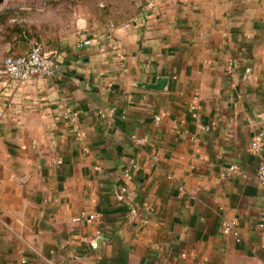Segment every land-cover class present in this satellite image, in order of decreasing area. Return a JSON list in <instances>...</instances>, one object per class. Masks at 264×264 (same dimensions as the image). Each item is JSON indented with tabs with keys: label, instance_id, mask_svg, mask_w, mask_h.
Listing matches in <instances>:
<instances>
[{
	"label": "crops",
	"instance_id": "crops-1",
	"mask_svg": "<svg viewBox=\"0 0 264 264\" xmlns=\"http://www.w3.org/2000/svg\"><path fill=\"white\" fill-rule=\"evenodd\" d=\"M96 33L56 77H0V264H264V0Z\"/></svg>",
	"mask_w": 264,
	"mask_h": 264
},
{
	"label": "rangeland",
	"instance_id": "rangeland-1",
	"mask_svg": "<svg viewBox=\"0 0 264 264\" xmlns=\"http://www.w3.org/2000/svg\"><path fill=\"white\" fill-rule=\"evenodd\" d=\"M146 0H0V66L13 51L43 43L47 52L132 21Z\"/></svg>",
	"mask_w": 264,
	"mask_h": 264
},
{
	"label": "built area",
	"instance_id": "built-area-1",
	"mask_svg": "<svg viewBox=\"0 0 264 264\" xmlns=\"http://www.w3.org/2000/svg\"><path fill=\"white\" fill-rule=\"evenodd\" d=\"M160 11V5L149 3L144 11V17L150 19L154 15L158 14ZM92 36H85L83 39L79 40V46L83 47L88 42L91 44H97L103 40V33L90 34ZM60 71V65L54 54L52 52H47L43 43L40 41H33L31 48L25 53H10L8 54L4 61L3 66L0 70V77H3L4 81L10 85H22L35 80H41L46 78H53L58 75ZM194 109L195 106L193 105ZM264 134V133H263ZM144 142V140H141ZM263 138L258 137L252 141V149L254 152L258 153L263 148ZM138 165L135 164L136 168ZM236 169L235 166L231 167ZM257 177L260 183L264 185V162L258 166ZM123 192L127 191L126 187L121 189ZM135 217L139 214L137 211L133 213ZM96 218L93 213H88L82 210L76 217L74 221L79 222L82 220L92 221ZM223 229L226 233L238 234L237 225L235 221H225L223 222ZM27 259H22V263H28Z\"/></svg>",
	"mask_w": 264,
	"mask_h": 264
}]
</instances>
